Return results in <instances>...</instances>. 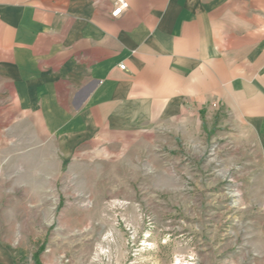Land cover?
<instances>
[{
	"label": "rangeland",
	"instance_id": "rangeland-1",
	"mask_svg": "<svg viewBox=\"0 0 264 264\" xmlns=\"http://www.w3.org/2000/svg\"><path fill=\"white\" fill-rule=\"evenodd\" d=\"M2 101L0 264H264V144L221 100L62 144Z\"/></svg>",
	"mask_w": 264,
	"mask_h": 264
},
{
	"label": "crops",
	"instance_id": "crops-1",
	"mask_svg": "<svg viewBox=\"0 0 264 264\" xmlns=\"http://www.w3.org/2000/svg\"><path fill=\"white\" fill-rule=\"evenodd\" d=\"M114 1L0 0L5 120L107 142L219 99L264 144V0Z\"/></svg>",
	"mask_w": 264,
	"mask_h": 264
},
{
	"label": "built area",
	"instance_id": "built-area-1",
	"mask_svg": "<svg viewBox=\"0 0 264 264\" xmlns=\"http://www.w3.org/2000/svg\"><path fill=\"white\" fill-rule=\"evenodd\" d=\"M127 7V2L125 0H115L114 9L111 12L112 16H118ZM119 68L124 69L125 65L120 64Z\"/></svg>",
	"mask_w": 264,
	"mask_h": 264
}]
</instances>
